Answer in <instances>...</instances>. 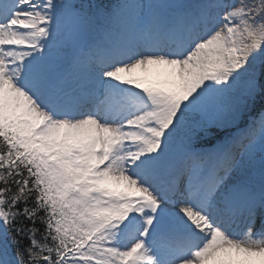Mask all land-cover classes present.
<instances>
[{
	"label": "snow or ice",
	"instance_id": "snow-or-ice-1",
	"mask_svg": "<svg viewBox=\"0 0 264 264\" xmlns=\"http://www.w3.org/2000/svg\"><path fill=\"white\" fill-rule=\"evenodd\" d=\"M0 264H264V0H0Z\"/></svg>",
	"mask_w": 264,
	"mask_h": 264
},
{
	"label": "rangeland",
	"instance_id": "rangeland-1",
	"mask_svg": "<svg viewBox=\"0 0 264 264\" xmlns=\"http://www.w3.org/2000/svg\"><path fill=\"white\" fill-rule=\"evenodd\" d=\"M85 3H94V0H84Z\"/></svg>",
	"mask_w": 264,
	"mask_h": 264
}]
</instances>
